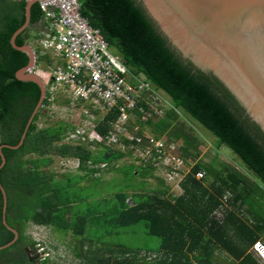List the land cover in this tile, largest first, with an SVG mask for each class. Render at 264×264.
<instances>
[{
	"label": "trees",
	"instance_id": "16d2710c",
	"mask_svg": "<svg viewBox=\"0 0 264 264\" xmlns=\"http://www.w3.org/2000/svg\"><path fill=\"white\" fill-rule=\"evenodd\" d=\"M26 5L27 0H0V148L20 144L41 100L36 84L16 79V73L30 62L26 54L11 45L13 34L25 23ZM81 14L90 26L100 30L135 75L145 76L170 98L173 109L146 123L137 112V125L169 143L183 141V147L179 146L182 157L194 163L199 156V137L182 120L184 114L189 115L212 133L219 147L225 146L237 155L259 183L221 162L215 154L210 164H195L182 184L184 194L175 198L165 182L154 176L152 168L120 165L131 155L104 147L93 152L87 146L63 145L66 134L74 129L71 125L40 128L39 122L50 107L46 98L23 146L2 151L7 163L0 172V183L7 194V210L4 214L0 190V247L14 238L5 222L17 232L19 240L0 251V264H33L26 253L28 249L36 253V243L26 235L30 225L64 236L73 234L82 245L90 242L109 248L108 256L102 257L88 258V252L77 253L76 257L87 264H222L218 257L223 254L230 264H259L251 249L264 242L261 128L216 75L200 69L172 46L140 0H83ZM40 20L36 2L31 7L30 28L16 39L19 47L31 44L40 29ZM40 64L46 66V71L53 66L48 57L37 53L36 69ZM117 118L116 111L98 122L102 136L109 137ZM53 158L81 159L79 173L83 176H58L51 170ZM90 162L109 164L108 171L121 175L124 186L105 204L80 212L75 207L84 200L78 185L86 180H95L96 185L101 182L94 176L103 171L90 169ZM198 173L205 174L202 181L196 180ZM150 180L157 181L160 188L147 190ZM226 196L227 205L223 202ZM221 210L223 219L218 220L214 215ZM140 229L158 242L153 261L141 258L139 249L105 242L122 232L131 230L136 234Z\"/></svg>",
	"mask_w": 264,
	"mask_h": 264
},
{
	"label": "built area",
	"instance_id": "2783aa9c",
	"mask_svg": "<svg viewBox=\"0 0 264 264\" xmlns=\"http://www.w3.org/2000/svg\"><path fill=\"white\" fill-rule=\"evenodd\" d=\"M83 0H38L41 10L40 29L30 46L41 57H48L53 66L50 72L40 71L47 80L46 97L50 106L65 97L69 106H85L81 123L74 126L64 137L63 145L87 146L97 152L110 148L131 155L137 167H150L154 176L162 179L169 193L178 198L184 194L182 184L195 165L177 156L175 143L169 144L137 125V112L146 123L150 118L164 116L173 109L171 101L145 76L135 75L104 39L81 14ZM118 118L112 123L109 137L98 131L99 121L115 113ZM102 113L104 116L100 117ZM128 141L129 144H125ZM82 161L78 158L61 159L65 174L80 172ZM90 169L108 171L109 164L94 165ZM190 171L186 173L185 171ZM96 176H100L99 174ZM204 173L195 178L202 181ZM175 188L170 190V188ZM34 240L40 249L37 256L42 263L54 261L55 253L42 246L38 231ZM255 258L264 264V246L257 243L252 248Z\"/></svg>",
	"mask_w": 264,
	"mask_h": 264
},
{
	"label": "water",
	"instance_id": "95a60500",
	"mask_svg": "<svg viewBox=\"0 0 264 264\" xmlns=\"http://www.w3.org/2000/svg\"><path fill=\"white\" fill-rule=\"evenodd\" d=\"M38 0H27L25 23L13 34L12 47L26 54L30 62L16 73L23 83L36 84L41 100L17 147L0 148V172L6 166L3 149L18 150L46 97L44 80L34 73L37 55L30 45L19 47L17 37L30 28L31 7ZM172 46L200 69L216 75L245 107L249 117L264 133V0H140ZM7 210V194L0 183ZM14 236L6 250L19 240V235L6 224ZM30 262L39 259L27 250Z\"/></svg>",
	"mask_w": 264,
	"mask_h": 264
},
{
	"label": "rangeland",
	"instance_id": "374dc122",
	"mask_svg": "<svg viewBox=\"0 0 264 264\" xmlns=\"http://www.w3.org/2000/svg\"><path fill=\"white\" fill-rule=\"evenodd\" d=\"M40 71L50 72L49 69L46 71V66L44 64L38 65L37 69L34 71V73L38 76H44L41 74ZM44 80H47V78L44 77ZM166 97L170 100V98L166 95ZM67 99L65 97H61L56 101V103L53 106H50L45 110V117L41 119L39 122L40 128L44 127H51V126H58V124L63 123L67 125H71L73 128L76 127L81 123V117L82 114L88 109L85 106H69L66 102ZM101 115H98L99 118L104 116L102 113ZM183 122L187 125V127H190L193 129V134L195 136L199 137L198 144H199V156L197 161L192 163V165H195L196 163H207L210 164L215 157V154L218 155V159L227 164L231 167L235 168L239 172L245 174L248 176L252 182L259 183L251 172L247 170V168L244 166V164L241 162L239 157L235 155L229 148L225 146H218L217 139L212 135V133L207 130L204 126H202L199 122H197L194 118L192 119L189 115L184 114L182 117ZM150 133H152L150 131ZM153 134V133H152ZM168 139H164L167 143ZM173 144V143H169ZM177 149L176 153L177 156L181 155V152L179 150L183 147L184 142L180 141L176 144ZM98 150L102 151L103 148H99ZM124 153V152H123ZM54 159V165L52 166L51 170L58 176H83L80 175L79 172L73 173V174H65L63 172V169L61 168V158H53ZM134 160L130 156L126 158L124 161L120 163L121 166L133 164ZM136 166V165H135ZM190 170L187 169L185 172L188 173ZM100 176H94L96 179H101V182L99 185L95 184V180H86L84 182H81L78 185V193L80 194V197L84 200L83 203L75 207L76 211H84L89 206H96L105 204V200L113 199L114 196L117 193H121L123 190V180L122 176L109 171H103L99 174ZM139 182V181H138ZM159 184L155 180L148 181V187L147 190H155L159 189ZM169 188V186H168ZM175 188H170V190H174ZM131 193V192H129ZM229 196H226V198L223 200L224 204H226L227 199ZM88 199H91L90 201H86ZM224 212L223 210L219 211L216 215H214L218 220L223 219ZM36 231L39 232L41 239L43 240L42 246L48 248L53 253H55L56 260L49 261V264H87L88 261H85L83 258H77V253H84L87 254L88 252V258L92 257H102V256H108L109 248L107 246H103L102 244H91L90 242H85L83 245L81 244V239H77L73 236V234L69 235H60L55 232H53L50 229L44 228V227H37L30 225L27 229L26 235L27 237L36 243V253L33 255V257L37 256L38 251L40 250L37 245L38 242L34 240V233ZM106 243H110V245H123L125 247L130 248H136L141 251L140 257L146 258L148 261H153L155 254V246L157 245V240L148 237L145 235L143 230H138L136 234H134L131 230L122 232L120 236H114L113 238L105 241ZM261 245L264 246V242H261ZM113 248V247H112ZM110 248V249H112ZM115 249V248H114ZM143 252V253H142ZM251 253L253 254V251L251 249ZM116 255H118V250L116 251ZM255 257V256H254ZM220 262L222 264H230V259L227 258L225 254L220 255L219 257ZM228 259V260H227ZM39 262L42 263V258H39ZM259 262V261H258ZM46 263V262H44ZM259 264H261L259 262Z\"/></svg>",
	"mask_w": 264,
	"mask_h": 264
},
{
	"label": "flooded vegetation",
	"instance_id": "af4514ba",
	"mask_svg": "<svg viewBox=\"0 0 264 264\" xmlns=\"http://www.w3.org/2000/svg\"><path fill=\"white\" fill-rule=\"evenodd\" d=\"M28 250H30V249H28ZM31 251V253H33V251L32 250H30ZM26 253H27V251H26ZM32 255V254H31ZM33 255H35L34 253H33ZM32 255V256H33ZM36 258H38L37 256H35ZM31 263H33V264H39V261H33V262H31Z\"/></svg>",
	"mask_w": 264,
	"mask_h": 264
},
{
	"label": "clouds",
	"instance_id": "9594fccd",
	"mask_svg": "<svg viewBox=\"0 0 264 264\" xmlns=\"http://www.w3.org/2000/svg\"><path fill=\"white\" fill-rule=\"evenodd\" d=\"M38 257V256H37ZM38 259H39V257H38ZM39 261V260H38ZM39 264H40V262H39Z\"/></svg>",
	"mask_w": 264,
	"mask_h": 264
}]
</instances>
